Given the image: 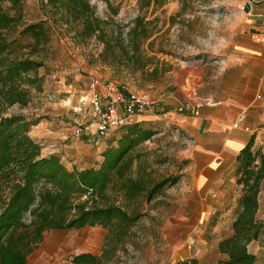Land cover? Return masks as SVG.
<instances>
[{
    "label": "rangeland",
    "instance_id": "rangeland-1",
    "mask_svg": "<svg viewBox=\"0 0 264 264\" xmlns=\"http://www.w3.org/2000/svg\"><path fill=\"white\" fill-rule=\"evenodd\" d=\"M90 3L95 14L107 21L106 29L117 26L125 39L135 17L143 16L149 22L152 40L149 46L145 42L143 49L150 55L156 52L158 60L150 59L149 68L157 64L160 71L155 75L140 74L126 67L105 65L98 59L102 49L98 40L91 38L80 43L59 30L49 34L48 41L34 56L43 63L37 69L42 75L40 89H31L26 106L15 104L6 113L23 114L54 126L61 124V130L56 127L59 135L54 138L51 132L44 131L46 134L41 136L46 139L42 142L44 151L72 156L71 160L64 157L69 168L75 160L78 168L97 166L102 160L101 151L112 135H98L96 115L90 108L73 111L79 98L88 93L90 79L148 94L153 104L138 114V120L147 122L156 133L137 148L141 154L139 162L153 180L166 176H178V180L163 188L159 198L151 203L146 202L143 194L129 204L128 210H134L139 218L123 250L119 251L121 264H173L185 258H195L199 264H216L223 257L216 249V237H228L230 233L222 234L226 226L221 232L208 234L201 228V218L197 219L191 211L192 204L186 194L187 153L191 142L180 136L182 131L162 115V110H156V106L176 92L177 87L186 93L180 104L195 100L202 106L208 102L207 97H199L191 80L184 83V76L196 67H203L208 69L207 76L214 79L232 67L248 64L250 50L243 40L248 31L254 30L248 24L247 0H159L157 5L151 3L144 8L139 6V0H91ZM42 16L40 0L25 1V23L35 22ZM23 40L25 45L29 38ZM12 53L23 56L28 52L17 46ZM163 68L169 71L163 73ZM76 126L83 129L79 136L74 135ZM249 129L248 132L259 137L258 142L262 140L264 126ZM130 175H136V163ZM104 235L105 230L100 226L45 230L39 245L29 255L28 264H73L72 257L76 254H98ZM249 250L257 255V264H264L263 241L253 242Z\"/></svg>",
    "mask_w": 264,
    "mask_h": 264
},
{
    "label": "trees",
    "instance_id": "trees-1",
    "mask_svg": "<svg viewBox=\"0 0 264 264\" xmlns=\"http://www.w3.org/2000/svg\"><path fill=\"white\" fill-rule=\"evenodd\" d=\"M25 1L0 0V264H28V257L45 230L84 226L102 227L104 243L98 254H76L72 263L121 264L119 251L139 218L134 210H128L129 204L143 194L146 202L151 203L163 188L178 180V176L153 180L139 162L141 154L137 148L153 138L154 128L138 121L111 131L106 135L112 137L101 151L102 160L97 166L69 168L61 161V154L47 153L30 136V128L39 122L37 119L23 114L7 115L6 111L15 104L26 106L31 89H40L42 75L37 69L43 63L34 56L48 41L49 34L59 30L80 43L91 38L98 40L102 44L98 59L105 65L157 74L159 66L149 68L148 63L150 59L158 60L156 52L150 55L143 49L145 42L149 46L152 41L149 22L143 16L135 17L125 39L117 26L106 29L107 21L95 14L91 0H40L43 16L25 23ZM151 3L157 5L159 0H139L141 8ZM26 37L29 41L23 45ZM17 46L26 48L28 53L13 55ZM254 141L252 134L236 156V182L241 186V194L231 224L232 235L219 241L218 250L223 257L216 264L258 262L249 244L264 242V219L258 216L264 152ZM134 163L136 175L132 176ZM173 264L198 261L185 258Z\"/></svg>",
    "mask_w": 264,
    "mask_h": 264
},
{
    "label": "crops",
    "instance_id": "crops-1",
    "mask_svg": "<svg viewBox=\"0 0 264 264\" xmlns=\"http://www.w3.org/2000/svg\"><path fill=\"white\" fill-rule=\"evenodd\" d=\"M247 8L248 24L254 30L252 33L248 31L243 40L250 50L248 64L232 67L214 79L207 76V68L196 67L191 70V74L185 71L188 75L182 78L184 83L187 79L191 80L195 93L208 99L200 107L198 115L188 110H177L186 97L180 87L156 106V110H162V115L192 140L187 153L189 171L186 187L188 200L192 204L191 211L197 219L201 218V228L208 234L221 232L227 226L222 234L228 232V237L232 235L231 224L241 194V186L236 182V156L253 134L244 131V128L264 126V41L254 39L257 35L264 36V0ZM176 78L179 79V76ZM258 94L261 95L259 99L256 98ZM60 126L40 120L31 126L29 134L43 144L46 140L41 137L46 134L44 131L51 132L54 138L59 135V131H56L61 130ZM257 138L255 134L254 145L260 146L264 152V135L259 142ZM65 156L69 160L73 159L68 154ZM65 156H62L61 161L67 165ZM74 156L81 160L77 155ZM72 165L77 166L76 160L72 161ZM258 216L264 219V181L260 190ZM225 238L217 235L216 249L219 241Z\"/></svg>",
    "mask_w": 264,
    "mask_h": 264
},
{
    "label": "built area",
    "instance_id": "built-area-1",
    "mask_svg": "<svg viewBox=\"0 0 264 264\" xmlns=\"http://www.w3.org/2000/svg\"><path fill=\"white\" fill-rule=\"evenodd\" d=\"M262 0H247V5L250 6L255 2ZM256 41H264L263 35L254 37ZM257 99L261 98L258 94ZM153 101L148 94L134 93L110 82H100L97 78H91L89 82V91L86 95L79 98L77 104L73 107L74 112H81L85 107L90 108L96 115L95 128L99 136H106L109 132L114 131L126 124L137 122L139 113L145 111ZM201 103L195 100H188L180 104L178 111H190L194 115L199 114ZM244 131H250L249 127H245ZM81 126H76L74 135L82 134ZM255 134V133H253ZM181 136V135H180ZM185 141L192 140L182 134ZM47 153H56L46 151ZM159 198V197H157ZM26 220L30 217V212L27 211Z\"/></svg>",
    "mask_w": 264,
    "mask_h": 264
}]
</instances>
